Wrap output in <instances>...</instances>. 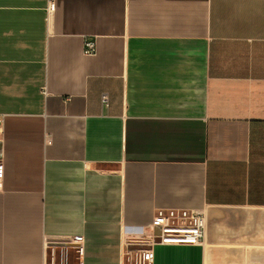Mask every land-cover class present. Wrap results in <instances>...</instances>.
Segmentation results:
<instances>
[{
	"label": "crops",
	"instance_id": "crops-1",
	"mask_svg": "<svg viewBox=\"0 0 264 264\" xmlns=\"http://www.w3.org/2000/svg\"><path fill=\"white\" fill-rule=\"evenodd\" d=\"M54 2L0 0V264H130L158 208L206 236L153 264H264V0Z\"/></svg>",
	"mask_w": 264,
	"mask_h": 264
},
{
	"label": "built area",
	"instance_id": "built-area-1",
	"mask_svg": "<svg viewBox=\"0 0 264 264\" xmlns=\"http://www.w3.org/2000/svg\"><path fill=\"white\" fill-rule=\"evenodd\" d=\"M55 8L54 0H48L47 10L52 12ZM83 53L93 56L97 53L96 41L86 36L83 45ZM2 117L0 116V124ZM3 173V165L0 160V177ZM153 228L158 227L159 231L154 232L146 242H125V252L130 264H153V245L156 243H187L203 245L205 242V216L202 212L187 208H158L153 217ZM160 241H156L155 238ZM145 245L142 248L132 249V244Z\"/></svg>",
	"mask_w": 264,
	"mask_h": 264
},
{
	"label": "water",
	"instance_id": "water-1",
	"mask_svg": "<svg viewBox=\"0 0 264 264\" xmlns=\"http://www.w3.org/2000/svg\"><path fill=\"white\" fill-rule=\"evenodd\" d=\"M156 229V228H155ZM157 229H158V231H159V228L157 227ZM156 232H157V230H156ZM155 240L158 242V241H160V239L157 237V238H155ZM143 246H145V245H142V244H132L131 246H130V248H132V249H136V248H142Z\"/></svg>",
	"mask_w": 264,
	"mask_h": 264
}]
</instances>
